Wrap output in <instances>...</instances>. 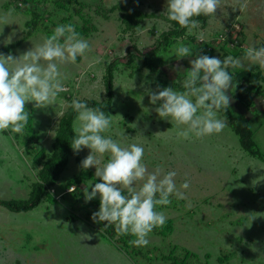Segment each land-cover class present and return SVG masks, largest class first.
Returning a JSON list of instances; mask_svg holds the SVG:
<instances>
[{
  "label": "rangeland",
  "instance_id": "374dc122",
  "mask_svg": "<svg viewBox=\"0 0 264 264\" xmlns=\"http://www.w3.org/2000/svg\"><path fill=\"white\" fill-rule=\"evenodd\" d=\"M115 6L121 9L110 11ZM129 9L152 16L127 28L121 16ZM166 10L167 0H0V52L18 57L60 23H73L91 43L87 58L61 65L68 74L67 91L56 105L26 102L30 116L24 131L0 133V200L28 198L41 165L52 155L62 114L75 99H104L107 66L114 94L108 114L114 116L105 135L122 146L142 144L149 172L158 166L161 175L175 170L178 188L190 180L188 189H180L186 193L183 199L173 195L171 204L157 206L167 219L149 234L147 246H138L134 234H120L114 224L105 232L102 222L93 219L99 195L86 201L85 192L100 178L95 166L82 168L91 150L73 149L57 183L36 208L14 213L0 206V264H264V162L241 149L230 117L218 134L175 138V122L159 117L155 108L160 102L152 104L145 91L159 90L157 84L182 87L183 71L193 57L173 55L179 43L222 60L230 55L243 59L250 45H264V0H220L204 27L185 29L181 37L163 43L160 36L176 28ZM152 49L155 54L145 57ZM95 57L100 62L89 66ZM243 63L245 67H229L233 88L227 93V111L249 118L252 139L264 154V68L248 67L247 59ZM72 126L75 132L76 119ZM121 128L129 136L120 137ZM110 158L104 154L97 167Z\"/></svg>",
  "mask_w": 264,
  "mask_h": 264
},
{
  "label": "clouds",
  "instance_id": "9594fccd",
  "mask_svg": "<svg viewBox=\"0 0 264 264\" xmlns=\"http://www.w3.org/2000/svg\"><path fill=\"white\" fill-rule=\"evenodd\" d=\"M219 6L220 0H167L166 13L170 21L192 32L201 25L198 17L215 16ZM242 7H246V3ZM6 15H12V10ZM2 32L3 26L0 27ZM7 40L12 42L11 35ZM193 49L189 44L179 43L173 51L177 58L193 57L190 67L183 71L186 74L182 78V90L159 84V90L145 89L152 104L160 102L155 108L159 117L175 122L177 139L203 138L222 132L228 126V120L221 115V110L228 109L231 97L227 93L233 88L229 67H245L243 59H247L248 67L258 64L264 68V45H250L243 59L230 55L222 60ZM90 50V41L76 31L73 23H60L54 27L52 35L45 36L41 43L18 57L11 52H0V133L4 130L24 131L30 116L26 102L34 101L35 107L56 105L60 93L67 91L64 81L68 74L62 71L61 65L75 63L77 57L87 58ZM100 59L95 57L89 66L99 63ZM131 84L133 88V78ZM71 107L76 112V134L71 146L76 151L83 147L91 150L82 160V168L95 166V176L100 178L85 192L86 201L99 195L100 205L92 214L93 219L106 222L105 227L114 224L118 233L134 234L133 243L147 246L149 234L167 219L157 206L171 204L173 195L183 199L186 193L180 189H188L190 180H184L178 188L175 170L161 175L158 166L149 172L142 144L132 142L122 146L112 135H105L112 129L114 115L103 108L82 99L73 100ZM118 135L129 136L124 128ZM106 153L111 158L97 167ZM137 181H142L139 188Z\"/></svg>",
  "mask_w": 264,
  "mask_h": 264
},
{
  "label": "trees",
  "instance_id": "16d2710c",
  "mask_svg": "<svg viewBox=\"0 0 264 264\" xmlns=\"http://www.w3.org/2000/svg\"><path fill=\"white\" fill-rule=\"evenodd\" d=\"M115 9L120 10L119 6L110 8V11ZM152 15H147L139 11L129 9L124 11L121 16V22L127 27L137 26L141 20L151 17ZM201 20L200 27H204L206 22L210 17L201 16L198 17ZM172 25L176 26L175 29L170 30L169 32L162 34L161 40L163 43H167L169 38H179L181 37L186 28H181L179 24L175 21H171ZM155 49L149 50L144 54L145 57L152 56L155 54ZM103 86H104V99L102 101L87 100L90 105L98 106L105 110L106 113H109V110L112 106L113 99V76L112 69L110 66H107L105 69L103 77ZM221 114L226 117L233 119L231 123L232 131L236 136H238L240 147L243 151L250 153L252 156L264 162V154L259 151L258 145L252 139V132L250 129V120L244 115H234L231 116L227 109L225 112L221 110ZM76 119V112L71 107V105L66 109L58 121V126L55 131L54 141L52 143V155L47 159L38 171V180L37 183L33 185L29 196L26 200L19 201H4L0 200V206L6 210L14 213L28 212L38 206L43 197L48 192L49 188L53 187L62 172L64 171L69 157L74 155L72 144V138L75 135L73 129V122ZM76 162L80 164V160L76 159ZM103 228L106 232L107 228L104 226V221H101ZM114 232V228H110ZM172 264H183L181 261H174Z\"/></svg>",
  "mask_w": 264,
  "mask_h": 264
}]
</instances>
